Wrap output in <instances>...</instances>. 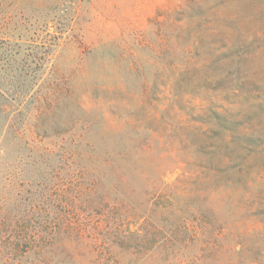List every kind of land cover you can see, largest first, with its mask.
Masks as SVG:
<instances>
[{"label":"rangeland","instance_id":"374dc122","mask_svg":"<svg viewBox=\"0 0 264 264\" xmlns=\"http://www.w3.org/2000/svg\"><path fill=\"white\" fill-rule=\"evenodd\" d=\"M0 12L12 65L35 69L0 81V264H100L89 231L104 208L85 205L93 165L79 154L89 143L101 157L104 141L151 145L146 178L130 169L119 184L140 215L149 178L184 177L209 222L186 215L179 232L180 213L165 216L177 240L139 256L125 241L119 264H264V0H0Z\"/></svg>","mask_w":264,"mask_h":264},{"label":"trees","instance_id":"16d2710c","mask_svg":"<svg viewBox=\"0 0 264 264\" xmlns=\"http://www.w3.org/2000/svg\"><path fill=\"white\" fill-rule=\"evenodd\" d=\"M1 18V12H0ZM11 18V17H10ZM8 19V16L3 17L2 21ZM10 49V51H8ZM0 51L5 52L6 56H1L0 61L3 60L8 66H0V81L9 78L12 80H19L21 77L33 78L35 69L30 67H23L21 69L12 65L15 62V53L11 51V45L5 40H0ZM5 68V69H3ZM0 83V94L5 92L1 89ZM8 103L0 102V112H5ZM105 133V132H104ZM104 135V134H103ZM102 135V137H103ZM83 136V135H82ZM82 138V137H81ZM87 153L80 155V160H90L93 167L94 184H91L92 193L91 195L96 198L95 201L86 200L84 203L89 208L90 206L99 205L104 208L103 213H100L101 220L98 221L94 227H92V232L89 231L90 236V246H95L97 250L104 253L101 259H97L96 263L104 264H119L120 254L116 253V247L125 241H132V249L128 250L129 255L139 256L143 253L148 252L154 247H166L171 243V241L177 240V235H171L166 228L165 216L176 215L179 212L181 216H178L179 223H177L176 228L180 231L186 232L191 230L190 224L188 223L190 216L196 223H201L200 230L204 231L207 229L209 222L205 220L203 210L195 205L186 201L184 196V187L179 188L178 183L181 182L183 178H177L173 183H167L162 178L159 177L160 187H157L156 180L149 178V185L143 191V203L141 206L144 207L143 213L138 212L134 201L129 195L120 190L119 184L126 180V174L130 169L136 170V173L142 177L146 178V173L143 169L141 170L138 161L141 160L140 151L145 153L151 150V145L149 143H144L143 145L134 144L131 148L127 147L122 150H116L111 146L110 143L104 141L103 155L101 157L95 156V145L87 144ZM52 152V151H51ZM75 154L73 151L66 150V153L61 155L62 158L68 159ZM101 166V169L98 168ZM180 167H177L179 169ZM82 175H87L85 168L80 169ZM112 174L115 179L112 182L110 191L104 192V194H99L100 191V181L107 176ZM196 179L205 180V176L202 173L196 175ZM201 196H206L202 191L196 192ZM89 194L82 192V196L86 197ZM186 195V193H185ZM99 196V197H98ZM175 199H177L175 201ZM178 199H183L180 201ZM83 200H85L83 198ZM142 208V207H141ZM158 218V219H156ZM161 219V221H160ZM140 221L138 227L130 229L127 226L133 224L134 221ZM81 226V221H78ZM83 227V226H82ZM82 227H75L77 236H75V241L79 240L77 238L82 237L83 229ZM84 228V227H83ZM195 228V226L193 227ZM74 229V228H72ZM51 245H35L32 248L38 252V255L47 254V251ZM12 252L20 250V244L16 243L12 247ZM104 258V259H102ZM95 264V263H94Z\"/></svg>","mask_w":264,"mask_h":264}]
</instances>
